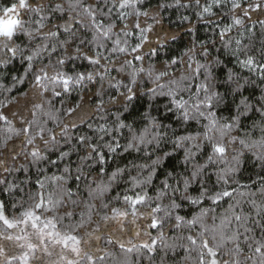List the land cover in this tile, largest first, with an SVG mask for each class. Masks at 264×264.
Masks as SVG:
<instances>
[{"label": "clouds", "instance_id": "clouds-1", "mask_svg": "<svg viewBox=\"0 0 264 264\" xmlns=\"http://www.w3.org/2000/svg\"><path fill=\"white\" fill-rule=\"evenodd\" d=\"M205 3L0 0V264H264V0Z\"/></svg>", "mask_w": 264, "mask_h": 264}, {"label": "snow or ice", "instance_id": "snow-or-ice-1", "mask_svg": "<svg viewBox=\"0 0 264 264\" xmlns=\"http://www.w3.org/2000/svg\"><path fill=\"white\" fill-rule=\"evenodd\" d=\"M33 2H35V0H33ZM25 4V0H20V5L21 7H23ZM121 7H123V5H121ZM141 7H147V5H142ZM223 5L219 3V0H217V3L215 4V6L209 4V3H205V8H204V11L205 12H208L209 8L212 9V12L210 13V18L214 15H219L220 14V8H222ZM241 9H246V12L249 16V18L251 17H255L257 20L260 19V17L257 15V13L260 12V5L257 4L255 9H251V8H248L246 5H238L237 8H236V11H237V15L239 16L241 14ZM9 11L15 13L16 9L13 7L12 9H10ZM165 11H167V9H165ZM175 14V10H173V15ZM261 15H264V13H261ZM92 20H93V23H95V13H92ZM18 20L16 19H5L3 17H0V35H12V31L15 29V27L17 26L18 24ZM238 22V21H237ZM101 23H103V20H101ZM228 18L225 17L223 18V20L219 21L218 22V25H217V32H218V35L220 37H223L225 36V31L223 28L219 27V24H228ZM141 25H137V28H139ZM199 27H197L196 29V32H197V36H196V39H203L202 37L199 36ZM67 31V28H61L57 31V35H61L63 32H66ZM230 31V29H229ZM132 35L135 37L136 35V30L133 31ZM192 33L189 32L188 33V36L191 37ZM178 39L180 41H183L184 39V35L181 34ZM175 42V41H174ZM119 41L117 40L116 41V44L119 45ZM101 49H97V51H100ZM143 49L140 48L139 45H137L136 48L132 49V52L133 53H136V55L134 56V59H133V63H135L136 61H139L141 59V57L138 55V53L140 51H142ZM121 51L123 52L124 51V48L121 47ZM152 55H158L155 51V48H153L151 50V53ZM13 55H14V50H13ZM28 60L31 59V57H27ZM168 59H171L173 63H176V58L174 55H169L168 56ZM63 63V61H61ZM93 62V57L92 56H89V63ZM241 63H244L243 60H241ZM247 63L249 65H252L253 64V61L251 59H249L247 61ZM256 70L259 71L261 73V78L264 79V64H261V65H256ZM42 79H47V73H44L43 76H38L36 78V84L37 85H40L41 84V80ZM57 80L60 79L59 76L56 77ZM81 79H83V73H81ZM63 84H64V88H65V91H68V85L70 83L69 79L67 77H65L62 81H61ZM56 95H59V93H56ZM8 119H9V115H8V112L7 110H2L0 111V123H7L8 122ZM26 131H30V129H26ZM43 138V133L41 132L40 134V137L39 139H42ZM54 138V137H53ZM83 137H81V143H83ZM213 149L217 152V153H223L224 152V149L219 146V145H214L212 146ZM121 149H120V144L117 142L115 144V147L113 149L114 152H119ZM35 151V150H33ZM108 154L107 153H101L100 156H101V163H104L105 161V157L107 156ZM174 157L173 156H168L166 158V161L168 163H171L173 161ZM225 197L229 196L230 193L229 192H224L223 194ZM125 201L127 202V205H128V208L130 209V211H120L118 209H112V216L115 217L117 215H119L120 217H124V218H128V217H131L132 220H133V223L136 222V217H137V209L139 207V205L145 200V196L143 195H140L139 192L137 191L136 193H131V194H128L124 197ZM220 199V197H217V201ZM216 202V201H214ZM193 203H195V201H193ZM162 210L158 207V206H153L152 208V213H153V216L152 218L150 219L149 221V230L151 232H155V230L157 228H159L160 226V221L158 219H156V216H158L160 214ZM2 218V217H0ZM180 217L178 216L177 217V223L180 222ZM237 219H239V217H237ZM7 222V221H5ZM140 233H137V235H139ZM160 235L162 236L163 233L161 232ZM67 243V239L65 240V244ZM149 243L154 247L157 243H158V239H152L150 242H145L143 243V247L147 248L149 247ZM205 248L208 250V253H209V256H210V261H211V264H217V257H218V253L212 251L211 248L208 247V244H207V241H205ZM257 251H259V249H257Z\"/></svg>", "mask_w": 264, "mask_h": 264}]
</instances>
